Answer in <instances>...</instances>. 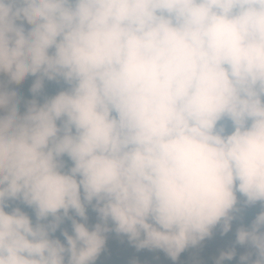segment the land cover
Here are the masks:
<instances>
[{"label":"clouds","instance_id":"clouds-1","mask_svg":"<svg viewBox=\"0 0 264 264\" xmlns=\"http://www.w3.org/2000/svg\"><path fill=\"white\" fill-rule=\"evenodd\" d=\"M257 202L215 264H264V0H0V264L175 261Z\"/></svg>","mask_w":264,"mask_h":264},{"label":"rangeland","instance_id":"rangeland-1","mask_svg":"<svg viewBox=\"0 0 264 264\" xmlns=\"http://www.w3.org/2000/svg\"><path fill=\"white\" fill-rule=\"evenodd\" d=\"M33 80V76H28L20 82L14 81L11 83V86L18 90L21 112L25 110L26 101L34 98V95L28 92ZM45 97H50V95L43 89L39 94L35 95V99L38 103H42ZM17 204H19V202L15 201L12 202L11 206H16ZM20 205H22V210L27 211L34 219L32 210L23 204ZM244 208L246 207H242L241 210ZM6 210L9 209L6 208ZM233 223L234 228L236 227V223ZM88 224L91 226L94 223L88 222ZM63 228H68V230L71 231L69 220L65 219L53 235L63 240L64 238L61 235V229ZM233 241L234 240L232 238H221L219 228L215 229L211 237L206 238L200 244L196 245V252L201 257L195 264H215L213 260L219 255V252L228 247ZM236 248L239 249L240 255L248 250L247 246L236 245ZM133 260L137 261V264H189L182 263L179 256L175 261H173L162 250L147 248L137 249L126 236L118 234H106L105 246L98 255L94 264H132Z\"/></svg>","mask_w":264,"mask_h":264},{"label":"trees","instance_id":"trees-1","mask_svg":"<svg viewBox=\"0 0 264 264\" xmlns=\"http://www.w3.org/2000/svg\"><path fill=\"white\" fill-rule=\"evenodd\" d=\"M34 79H35V77H34ZM30 87H31V85H30ZM30 87L28 89L29 93H31ZM65 87H66V85L62 81H47L46 80L44 87L42 89L44 91H46L50 96H52V95H55L60 90H63ZM31 94H33V93H31ZM62 159L65 161V167L66 168L71 165V161L68 159L67 156H64ZM19 206L22 207V205H20V204H19ZM260 210H261L260 203H256L255 205L248 206V207L242 209L240 211V213L238 214V219L236 221H234L236 223V226L240 222L249 223L251 221V219L254 218L255 214H257ZM86 211H87L88 216H89L88 222L89 223H95L97 217H96V213L92 210L91 206H88L86 208ZM233 225H234V223H233ZM235 228L236 227L232 228L227 234H224V235L220 234L221 238H224V239L232 238L234 240ZM107 234H116V233L114 231H112V232H109ZM239 255H240L239 249L236 248V256H234L231 261H225L224 264H238ZM179 257H180V261L182 263L195 264L199 261L201 256H199V254L196 252V246H190L189 248L185 249L179 255ZM216 258L213 260L214 263H215ZM105 264H109V263H105Z\"/></svg>","mask_w":264,"mask_h":264}]
</instances>
